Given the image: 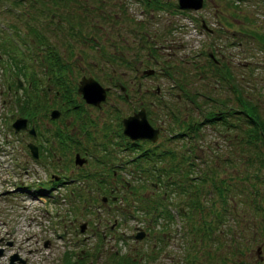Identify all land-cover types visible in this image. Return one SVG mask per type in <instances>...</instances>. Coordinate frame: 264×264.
Listing matches in <instances>:
<instances>
[{
  "label": "rangeland",
  "instance_id": "obj_1",
  "mask_svg": "<svg viewBox=\"0 0 264 264\" xmlns=\"http://www.w3.org/2000/svg\"><path fill=\"white\" fill-rule=\"evenodd\" d=\"M30 1L32 0H22V2ZM38 1L47 3L49 0ZM68 1H72V3L67 2V0H63L64 3H56L55 8L52 7L56 13L50 15L48 19L43 16L44 19L42 21L41 19L37 20V18L42 16L45 7L39 8V5L36 6L37 3L33 2V4L26 5L24 10L29 13V16L32 15V21L35 23L32 35L36 32H41L40 30L43 27L44 30H47L45 34L43 33V35H46L47 42L52 44L54 41L57 44L60 61L68 66L67 72L70 73L69 83L71 86L75 84L80 74L88 72L84 59L96 58L97 55L94 48L89 49L84 41L72 39L69 40L72 42V46L70 48L68 45L66 46L64 39L60 35H55L58 34L57 30L54 29L56 27L53 21L56 20L63 22L75 19V23L80 27L76 36H87L88 39L86 41L89 42L92 40L98 41L102 51L105 53H123L131 56L133 59L129 58L127 59L128 61L136 63L138 57L155 69V74L144 77L140 75L139 71L142 87H140L138 94L140 96L139 99L137 98V106L130 107L124 100L114 98L111 92H107L106 102H101L99 108L91 106L87 107L88 112L85 110L86 113L94 118V121L87 123V128L91 131L89 140H86L90 144L88 150L94 147L93 150L100 155L99 157L107 161L112 158L111 156H106L102 151L100 152L102 143L98 148L97 144L94 145L91 140V138L105 140L103 129L106 126L108 130L111 126L114 135H111L113 140L108 138L106 147L112 148L114 150L112 153L121 156L123 162L128 154L131 155V152L125 149L120 150V144L117 145L120 137H118L117 131L119 119H117L116 115L123 114V116H126L131 114L139 108L140 104L147 108L148 105L144 103L149 102L150 99L154 100L152 95L153 88H151V92L150 89L144 87H151L153 84H157L162 89V93L173 84L172 77L182 83L179 88L185 91L197 89L206 91L208 95L214 97L228 98L233 96V90L229 87V77L232 75V79L244 89V93H241L250 100L254 99L258 102L256 106L264 117V44L262 47L260 40L254 34H250V31L264 34V0H234L233 3L229 2L227 5L224 4V2L226 3L225 0H204L199 8L186 9V12H179L180 10L177 11L175 7L169 6L170 4L173 5L176 0H160L165 5H169L158 8L147 7L142 3V0ZM82 7L86 8L87 14L82 12L81 15ZM227 8L230 10L231 16L227 13L222 15L221 11H225ZM21 11L24 13L22 7ZM57 11L59 12L57 13ZM67 15L72 19H68ZM243 16H248L249 18L245 20ZM200 17L204 19L208 26L213 27L214 31L210 33L200 29ZM224 17H228L230 26L233 29L227 30L221 26L220 19ZM0 19L9 25L11 23L27 25L22 17L19 18L21 22L17 23L9 12L4 13ZM50 22L52 23L50 24ZM23 25L21 26L23 27ZM222 25L226 27L224 24ZM45 27L49 28L50 31ZM89 27H94L95 32L91 34ZM128 27L132 28L136 34L129 33L127 31ZM234 27L237 28L236 30L241 31H235ZM31 36L28 35V39L33 43L34 40ZM55 37H57V40ZM232 40L233 42H231ZM212 42L215 45V52H212ZM43 47L42 45H39V48L38 46L35 47V54H31L29 59L32 61L31 69L38 73L39 77L43 76L40 72V68L43 67V62L40 60V50H43ZM67 47L73 52L71 56L67 54ZM86 51V56L82 57L80 55L78 58L79 53ZM208 51L212 52L215 59L219 58V60L216 59V62L221 59L228 61L231 66L229 70L231 74L227 79H225L226 75L216 80L212 79V76H207L205 77L206 79L199 76L198 72L207 67L208 56L206 53ZM220 53L222 54L220 55ZM3 59L6 58L0 51V264H6L9 255L13 253H16L18 258L24 261L21 263L16 258L12 260L11 264H66L64 259L62 260L63 263H61V256L65 249L71 253V258L68 259L67 264H128L127 257L135 253L141 254L133 264H184L185 260H187L186 264H219L221 257L225 260L224 264H236V262L239 264H264V165L263 163L261 165L258 160V157L264 160V149L259 147L260 153H254L252 146L241 147L238 150L239 144L243 142L231 141L226 134L223 136L219 135L218 132H222V128H219L218 131L215 127L208 126L205 128L207 135L195 137V141H207L215 148L204 146L199 152L194 146L192 152L201 160V162L196 161V167L205 168L204 162L207 159L209 165L216 167L213 175L215 177L213 178L214 182L224 179L225 185L233 181L235 189L229 190L231 195L227 198L228 212L224 211L225 223L220 224L215 219L211 220L215 226L220 228V230L218 228V231L215 230L213 233V240L205 241L206 243L202 242V244L197 243L193 247L195 248V255L192 257L195 261L182 251V243L189 232L187 234L183 232L181 237V230L186 229L188 224L182 219L180 221V215L172 217L170 220H165L161 214L163 217L160 216L156 223H147L150 215L142 213L143 207H147L143 204L148 199H152L155 204L157 201L162 202L163 200L159 193L161 189L149 183V181L155 179V175L139 174L135 169L131 168L134 165L136 168H141L144 161L138 162V164H136V161L133 162L134 164H127L125 170L129 168L130 171L128 172L120 170V178L122 181L127 180L126 185L115 181V178L107 174L106 182L109 180L111 186L116 184L119 187V189L116 188L111 192L110 184L103 185L105 186L103 189L100 187L96 188V185H93L96 182L92 180V176L67 183V185L72 186L73 192H68L70 187H63L57 191L56 200L52 199L50 195L47 196L48 198L45 197L47 212H41L39 200L30 199L27 189L16 191L12 188V180L33 184L37 178H42L43 174L45 175L46 169L31 164V166H35L34 171L25 173L21 168L24 162L28 163L29 155L24 148V144H22V140L18 139L21 135L19 133H15V135L10 132L6 126L18 117L14 99L21 92L20 86L22 83L20 82L21 84L18 86L14 84L15 86L7 88L6 82L11 77L21 80V76L15 75V73L22 74L24 69L17 72L13 62H6ZM95 60H98V58ZM25 61H28V59ZM78 63L82 65L80 72L74 71L79 65ZM111 63L115 66V71L113 72L124 83V89L130 92L136 83L135 77L132 76L133 79L130 80L128 76L131 71L127 67L116 62ZM11 66L15 67L13 71L6 70ZM218 67L222 71L224 70L221 65H218ZM163 68L165 69L164 73H162ZM106 71L108 72V68H106ZM166 71L169 73H166ZM92 72L101 85L107 84V78L103 74L100 72L96 73L94 70ZM34 77L37 78L35 75ZM37 84L39 85V83ZM42 84H44V81ZM177 88L172 89L174 90L172 92L170 90L171 93L166 91L167 93L165 94L163 92L162 96L169 105L174 104L181 109L184 99L182 98L180 103L179 99L178 102L176 101L174 92H177ZM71 93L73 94L71 95ZM71 93L70 95L74 100H82L76 92ZM112 101H114L121 113L119 110L115 114L112 113L114 110ZM195 102L201 105L199 97L195 98ZM154 103L155 105L153 106L156 108L158 115L155 113V119L151 117L152 120L150 119L149 122L157 126V138L152 143L147 141L141 145V141L136 146L147 145L145 148L150 149L153 147L159 149L168 147L170 151H173L179 157L185 149V144L189 143V146L192 145L191 140L189 141V138L187 140L186 132H184L186 129L185 127L180 129L184 133L183 135L167 139L166 135L171 132V129L166 130L165 122L163 120L162 122L159 118L162 115L159 100L155 99ZM54 104H47L44 108L48 110ZM187 107L189 108V105ZM193 108L185 111L187 114L185 119L189 118L190 112H192L193 116L195 111L199 112L197 108ZM82 109L84 112V108ZM183 113L182 110L181 115ZM65 116L63 119L68 118L67 120H69V117ZM231 120L235 122L234 118ZM159 123L163 125V128L160 127ZM78 126V123H67V127L74 131L77 137L80 136ZM170 126L172 129L175 128V124ZM232 128L230 135L239 133L236 131L237 128H234V123ZM24 136L26 139L29 138L25 132ZM83 138L85 139V137ZM126 139H121V145L129 144V138ZM104 144L105 142H103ZM215 151L220 154L219 160L226 156H231L230 159L232 160L229 162L222 160L215 162L212 158L216 156ZM65 152L67 157L71 156L70 150H65ZM62 153L63 151L60 156L52 158V161L56 163V168H61V164L64 163L65 158H63ZM248 158L254 159L251 165L241 161ZM213 160L215 163H213ZM68 161L71 162V160ZM83 162H71L69 166L72 168L66 170V172L78 173L77 164L87 166L85 171L102 168L100 170L102 172L110 161L103 165L104 162L98 164L97 160L86 157V159L83 158ZM110 164L112 165V163ZM146 164H148L147 161ZM148 165L159 168L162 164L150 160ZM201 170L203 169H197L196 174ZM245 172L256 173L258 176L248 181L240 176ZM226 174L227 176H225ZM245 176L248 177L249 175ZM144 178L147 179V183L143 182ZM196 182L204 188H208L211 184L208 181ZM87 186L89 188H85ZM176 187L174 186L173 192L168 195L172 202L173 210L177 209V203H179L181 198L178 191L174 190ZM203 191L205 196L200 199L202 206L200 205L201 208L195 210L196 215L193 214L191 217L194 222H198L203 214L211 219V215L214 212L221 215L219 199L209 194L214 193L213 189ZM75 192L79 194L75 195ZM103 195L105 199L101 201L100 199ZM111 195L112 198L110 197ZM168 198L167 200H169ZM123 208H126L128 213L124 218L120 217L119 213V210H124ZM147 212L152 213V210L149 208ZM82 221H85V224L82 230L78 231V224ZM178 227L180 228L178 229ZM136 229L142 232L137 239L133 237ZM99 233H103L104 236L99 238ZM152 234L156 236L162 235L164 238L162 244H160L161 242L154 243ZM45 238H47V242H43ZM42 239L43 241H41ZM234 246L238 247L237 251L233 250ZM79 251L84 254L81 263L75 261ZM257 251L262 255L260 260H255ZM112 252H115L116 255L113 256ZM213 253L215 256L209 260L207 256ZM184 256H187V259H184ZM190 260L192 261L191 263Z\"/></svg>",
  "mask_w": 264,
  "mask_h": 264
},
{
  "label": "trees",
  "instance_id": "obj_2",
  "mask_svg": "<svg viewBox=\"0 0 264 264\" xmlns=\"http://www.w3.org/2000/svg\"><path fill=\"white\" fill-rule=\"evenodd\" d=\"M225 1H226V3L224 2L225 5H227V3H229V2H231V3L234 2V0H225ZM239 1H241V0H239ZM58 2L64 3L63 0H49L47 3L42 2V1H40V2L38 1L37 6L39 5L40 6L39 8L45 7L44 10L52 13V11H53L52 7H54L56 5V3H58ZM67 2L72 3V1H68V0H67ZM158 3H160V0H144V5H146L150 8H158ZM49 6H51V7H49ZM82 12H85V14H87L86 8H83V10L80 11L81 15H82ZM43 13H44V11H43ZM43 13H42V15H45ZM221 13H222V15L227 13L229 16H231L230 10L228 8L225 11H221ZM67 16H68V19L69 18L72 19L69 15H67ZM232 16H234V15H232ZM248 16H243V18L245 20H247L249 18ZM201 19L204 21V19L202 17H201ZM69 22H75V19H72ZM220 23H221V25L224 24L226 26V27L223 26L224 29H227V30L233 29L230 26V22H229L228 17L227 18L224 17L223 19H220ZM70 27H71V29H73V28L78 29V28H75L73 25H70ZM207 27L210 28V32L214 31L213 27H210L208 25H207ZM236 29L237 28L234 27L235 31H241V30H236ZM250 34H254L260 40V42H261L260 45H262V47H263L264 34H262L260 32L255 33L254 31H250ZM1 46H2V44L0 45V47ZM217 49H219V48H217ZM212 52H215V45L214 44L212 47ZM132 53H134V52H132ZM129 58L133 59L131 56H127L126 54H123V53H119V54L110 53L111 62H116L117 64L123 65L125 67H127L126 66V60ZM216 59L219 60V58H216ZM137 60H140V59L137 57ZM140 61H141V64L139 65V68H142L146 65L149 66V64L146 61H143L142 59ZM206 65H207V67L204 70H202L201 72H198L199 76L203 77L204 79H206L205 77H207V76H212V79L214 78V80H216L217 78L221 79V76H225V75H226L225 79H227L231 74L229 72L231 66L228 64V61H226V60L221 59L219 62H216L213 59V57H208ZM218 65H221V67H223L224 70L222 71L218 67ZM111 67H112V70L115 68V66L112 63H111ZM231 76L229 77L230 78L229 87H230V89L233 90V96H230L228 98L227 97H222V98L214 97L212 95H208V93L206 91L197 90V89L193 90V91H190V90L185 91L182 88H179V87H181L182 83L178 82V80L175 79L176 85H174V88H176V87H178V88L176 89L177 94L175 92L174 96L176 97L178 95V98L176 97V99H177V102L179 99V103L182 100V98L184 99V102H183L182 107H181V109L184 112L183 115H181L182 110L180 109V107H178L174 104L169 105L167 103V101H164V99H162L161 97L156 96L154 98V99H158L160 102L159 104H161L160 107L162 108V112H161L162 115L159 116L160 120L161 121L163 120L165 122L166 130L171 129V132H172L171 137H168V138L173 139V138H176L180 135H183L184 133H182L180 129L182 127H185L186 131H184V132H186L187 140L189 138V141L191 140V142H192L191 146H189V143L187 145L185 144L184 152H183V154H180L179 157H177L173 151H170L169 149H166V148H163L162 150L159 151V153L157 155H155L156 160L163 161L164 163L169 162L171 164V166H169V168L177 170L176 171L177 176L180 174L181 177H183V178L180 177L182 179V181L180 178L170 179L169 180V189H168L169 192H172L174 185L177 184L178 188H175V191H178V193L181 195L180 199L182 201L179 203V206L183 207V209H186L189 206H193L196 204L198 206H200L199 205L200 203H198L196 196L201 194V193H202V195L205 193L196 185V181L211 182V184L208 186V188H204L205 191H210L211 189H213L214 193H210V194L216 196L220 201L219 206H224V207H226V209H227V198H229V196L231 195V192L229 190L235 189L233 181H230V183H229L230 185L229 184L224 185V179H220V180H217L216 182H214L213 178H215V177L213 175L215 174V168L216 167H214V165H209L207 162V159L204 162L205 168L196 167V161L201 162V160L193 154L192 151H193L194 146L196 147V149L199 152H201L200 150L202 148H204V146H208L210 148H215L213 145H211L207 141H203V140L202 141H195V137L197 138L199 136L201 137V136L207 135V132L205 130L206 127H208V126L215 127L216 130H218L219 128H222L223 129L222 132H218L219 130L217 131L219 135L223 136L224 134H226L229 136V139L231 141L235 140V142L236 141L243 142V143L239 144L238 150L241 147L246 148L247 146H252L254 153H260L261 150L259 147H262V149H264V117L259 112V110L256 106V104L258 105V102L255 101L254 99L250 100L247 96L243 95L241 92L244 93V89H242L240 84L238 82L234 81ZM209 79L212 80L211 78H209ZM181 81H182V79H181ZM135 91L137 92V89L136 90L134 89L133 93H135ZM180 95H181V99H180ZM196 97H199V101L201 102V105H199L198 102H195ZM57 100L60 104V102H61L60 98ZM144 104L148 105V107L146 109L147 113L150 112V115L152 114L154 116V119H155V113H156V115H158V113H157V110H155L154 112L152 111V108H153L152 105H155L154 101H150L147 103L145 102ZM187 105H189V108H192V107H194L193 109L197 108L199 110V112L195 111L194 116L192 115V112H190L189 118L187 117V119H185V116L187 115L185 111H187V109H189L187 107ZM17 108L20 111V114H22V115L28 116V115L34 114V112L32 110H30L28 108H24L23 106H21V104L19 102H18ZM149 117L151 118V116H149ZM232 118H234L235 122L231 120ZM183 123H185V124H183ZM233 123H234V128H237L236 131H238L240 134L238 133L236 135H230V133H231L230 130L232 128ZM172 124H175V128H173V129L170 126ZM231 150H232V148H231ZM214 153L216 156L212 157V158L215 160V162L221 161V160L229 162L230 160H232V159H230L231 156H226L227 158L225 157V158L219 160V158H218V157H220L219 152L215 151ZM229 154H230V152H229ZM214 160H213V163H215ZM253 160L254 159H252V158H248V159L241 160V161L251 165ZM258 160L260 161L261 165H262V163L264 165L263 159H260L258 157ZM184 166H186V168H184ZM210 166H212V167H210ZM196 168L207 170V172L203 175L204 177L199 176L198 174H197V177H195L196 170H197ZM165 170L168 171L167 168H164V165L162 167H160L161 172L164 173ZM245 175H249V176L247 177ZM225 176H227V174ZM240 176L243 179H247L248 181H250L253 177H257L258 175L256 173H246L245 172ZM197 188H199V191H197ZM157 206H159V205L157 204ZM221 210H220L221 215L219 216L218 214H215L216 216L214 218L217 219L218 222L223 224V223H225V215H224L225 209L222 208ZM219 230H220V228H219ZM218 241H220V240H218ZM217 244H219V243H217ZM237 248H238L237 246H234L233 250L237 251ZM112 254H113V256L116 255L115 252H112ZM214 256L215 255H213V254L208 255L209 260H210V258H213ZM256 256L257 257L255 260H260L258 258V256H262V255L259 252L256 254ZM128 257H127V261L129 262L128 264H132L133 258L132 259L129 258L130 259L129 260ZM219 260H220L219 264H224L225 260L222 257ZM67 262H68V255L66 252L65 256H64V263L67 264ZM236 264H239V263L236 262Z\"/></svg>",
  "mask_w": 264,
  "mask_h": 264
},
{
  "label": "water",
  "instance_id": "obj_3",
  "mask_svg": "<svg viewBox=\"0 0 264 264\" xmlns=\"http://www.w3.org/2000/svg\"><path fill=\"white\" fill-rule=\"evenodd\" d=\"M180 6H185L189 8L196 9L201 6L202 0H177ZM149 71V70H147ZM77 91L81 94L82 98L89 103L97 105L99 101L103 100L105 97V88L102 87L95 79L92 77H81L78 85ZM24 119L19 117L14 120L13 126L15 128L23 126ZM122 121V133L130 138H147L150 140H155L157 134V128L153 127L146 119L143 107H140L137 111L128 114L121 119ZM32 131L31 129H29ZM31 151L35 155V147L31 145ZM78 160V159H77ZM83 222L80 224V228L83 227ZM141 231L137 232L135 235L140 236ZM1 251V249H0ZM16 256L11 254L9 256L8 262L6 264H11L12 260Z\"/></svg>",
  "mask_w": 264,
  "mask_h": 264
},
{
  "label": "flooded vegetation",
  "instance_id": "obj_4",
  "mask_svg": "<svg viewBox=\"0 0 264 264\" xmlns=\"http://www.w3.org/2000/svg\"><path fill=\"white\" fill-rule=\"evenodd\" d=\"M91 74V73H89V72H85V74ZM109 79V78H108ZM114 83H115V81H109V83H107V84H105V85H108V91H111V90H113V92L115 91V86H114ZM70 89V91L71 90H73L72 88H69ZM86 105V104H85ZM87 106H90V105H87ZM99 108V107H98ZM90 115V114H89ZM82 117H84V116H82ZM85 119H88L87 117H85ZM63 136L64 137H67L68 135H67V133H64L63 134ZM64 137H62V139H64V140H66V138H64ZM95 145L96 144H98V143H94ZM85 151H83L82 153H84ZM82 153H80L81 155H82ZM111 189V188H110Z\"/></svg>",
  "mask_w": 264,
  "mask_h": 264
}]
</instances>
